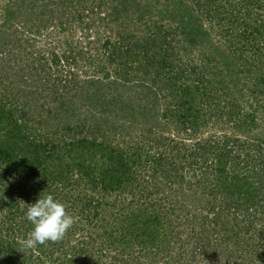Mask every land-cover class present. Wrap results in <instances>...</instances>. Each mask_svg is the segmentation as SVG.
Wrapping results in <instances>:
<instances>
[{
	"label": "trees",
	"instance_id": "16d2710c",
	"mask_svg": "<svg viewBox=\"0 0 264 264\" xmlns=\"http://www.w3.org/2000/svg\"><path fill=\"white\" fill-rule=\"evenodd\" d=\"M0 264H264V0H0Z\"/></svg>",
	"mask_w": 264,
	"mask_h": 264
},
{
	"label": "clouds",
	"instance_id": "9594fccd",
	"mask_svg": "<svg viewBox=\"0 0 264 264\" xmlns=\"http://www.w3.org/2000/svg\"><path fill=\"white\" fill-rule=\"evenodd\" d=\"M69 205L53 195L40 197L28 204L26 219L32 223L33 229L27 238L17 241L19 251L34 250L38 245L51 241L57 243L64 239L68 230L75 224V218L68 211Z\"/></svg>",
	"mask_w": 264,
	"mask_h": 264
},
{
	"label": "rangeland",
	"instance_id": "374dc122",
	"mask_svg": "<svg viewBox=\"0 0 264 264\" xmlns=\"http://www.w3.org/2000/svg\"><path fill=\"white\" fill-rule=\"evenodd\" d=\"M85 35H86V33H85V34H82V33L79 32V31L76 32V37L79 38V39H81V40H83V43H84V41H86L85 38H84ZM43 40H45V39H43ZM40 44H41V45H44L45 42H42V41H41ZM74 243H75V241L72 240L71 244L73 245Z\"/></svg>",
	"mask_w": 264,
	"mask_h": 264
}]
</instances>
